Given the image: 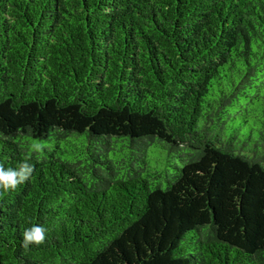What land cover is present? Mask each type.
I'll return each mask as SVG.
<instances>
[{
    "label": "trees",
    "instance_id": "trees-1",
    "mask_svg": "<svg viewBox=\"0 0 264 264\" xmlns=\"http://www.w3.org/2000/svg\"><path fill=\"white\" fill-rule=\"evenodd\" d=\"M26 155L0 264H264V0H0V163Z\"/></svg>",
    "mask_w": 264,
    "mask_h": 264
},
{
    "label": "clouds",
    "instance_id": "clouds-1",
    "mask_svg": "<svg viewBox=\"0 0 264 264\" xmlns=\"http://www.w3.org/2000/svg\"><path fill=\"white\" fill-rule=\"evenodd\" d=\"M45 145L41 142H35L31 145V152L43 151ZM31 155H26L23 162L16 168L5 167L0 163V190L3 192L15 191L18 186L29 180L34 165L30 163ZM47 229L42 225H32L23 232L22 247L27 249L30 245H41L46 240Z\"/></svg>",
    "mask_w": 264,
    "mask_h": 264
}]
</instances>
